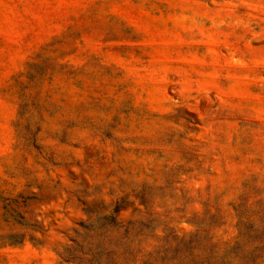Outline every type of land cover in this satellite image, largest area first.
Segmentation results:
<instances>
[{
	"label": "rangeland",
	"instance_id": "rangeland-1",
	"mask_svg": "<svg viewBox=\"0 0 264 264\" xmlns=\"http://www.w3.org/2000/svg\"><path fill=\"white\" fill-rule=\"evenodd\" d=\"M0 264H264V0H0Z\"/></svg>",
	"mask_w": 264,
	"mask_h": 264
}]
</instances>
